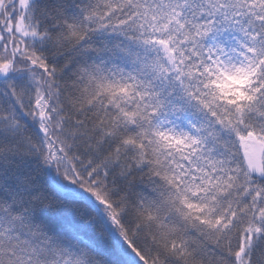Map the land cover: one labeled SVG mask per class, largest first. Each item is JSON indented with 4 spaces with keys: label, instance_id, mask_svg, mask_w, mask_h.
I'll return each mask as SVG.
<instances>
[{
    "label": "snow or ice",
    "instance_id": "1",
    "mask_svg": "<svg viewBox=\"0 0 264 264\" xmlns=\"http://www.w3.org/2000/svg\"><path fill=\"white\" fill-rule=\"evenodd\" d=\"M0 264H264V0H0Z\"/></svg>",
    "mask_w": 264,
    "mask_h": 264
}]
</instances>
